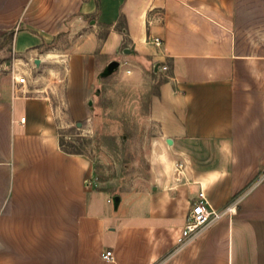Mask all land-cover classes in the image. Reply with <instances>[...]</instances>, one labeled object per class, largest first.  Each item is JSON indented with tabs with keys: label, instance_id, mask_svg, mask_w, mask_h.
<instances>
[{
	"label": "crops",
	"instance_id": "1",
	"mask_svg": "<svg viewBox=\"0 0 264 264\" xmlns=\"http://www.w3.org/2000/svg\"><path fill=\"white\" fill-rule=\"evenodd\" d=\"M5 33L26 84L0 97V264H264V0H0ZM121 47L135 79L164 80L149 101L151 190L111 207L60 141L37 72L62 69L79 119ZM200 190L217 211L238 201L178 249Z\"/></svg>",
	"mask_w": 264,
	"mask_h": 264
},
{
	"label": "rangeland",
	"instance_id": "2",
	"mask_svg": "<svg viewBox=\"0 0 264 264\" xmlns=\"http://www.w3.org/2000/svg\"><path fill=\"white\" fill-rule=\"evenodd\" d=\"M12 41V33L0 36V97L7 96L14 80L12 68L18 56L13 52ZM122 47L115 58L119 66L113 72L102 76L104 69L95 68V79L84 104L86 114L79 119L67 114L62 69L37 72L43 77L38 84L58 109L59 139L69 150H78L88 157L91 170L86 185L102 194L111 207L114 196L141 195L151 190L146 179L154 137L148 119L149 101L164 80L155 76L152 69L135 79L124 59L129 52L122 51Z\"/></svg>",
	"mask_w": 264,
	"mask_h": 264
},
{
	"label": "built area",
	"instance_id": "3",
	"mask_svg": "<svg viewBox=\"0 0 264 264\" xmlns=\"http://www.w3.org/2000/svg\"><path fill=\"white\" fill-rule=\"evenodd\" d=\"M153 42L156 45L160 44L159 38H153ZM162 69H166L165 66H162ZM13 72V71H12ZM12 77L16 83L21 85L26 84V79L22 75H18L13 72ZM24 119H21L23 121ZM198 201L193 203L191 209L187 214V224L184 226L181 235L178 238V249L187 245L197 236L202 234L208 227H210L214 222L219 220L221 216L226 211H232L234 204L238 201L237 199L233 201L232 204L227 206L223 211H217L210 206L204 196L202 190L198 193ZM101 257L107 261H113V254L111 250H106L101 253Z\"/></svg>",
	"mask_w": 264,
	"mask_h": 264
},
{
	"label": "water",
	"instance_id": "4",
	"mask_svg": "<svg viewBox=\"0 0 264 264\" xmlns=\"http://www.w3.org/2000/svg\"><path fill=\"white\" fill-rule=\"evenodd\" d=\"M125 52H128L127 49H125ZM119 66V61L117 60H111L104 68L103 72H102V76H106L108 74H110L111 72H113L117 67ZM170 141V140H169ZM119 202V196H114L113 197V205L114 207H117Z\"/></svg>",
	"mask_w": 264,
	"mask_h": 264
},
{
	"label": "trees",
	"instance_id": "5",
	"mask_svg": "<svg viewBox=\"0 0 264 264\" xmlns=\"http://www.w3.org/2000/svg\"><path fill=\"white\" fill-rule=\"evenodd\" d=\"M60 141H61V140H60ZM61 142H62V141H61ZM67 151H69V152H71V153H77V154L81 153V152H79L78 150H71V149L69 150V149H68Z\"/></svg>",
	"mask_w": 264,
	"mask_h": 264
}]
</instances>
